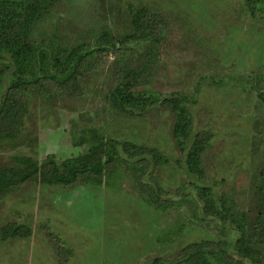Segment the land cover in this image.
Returning a JSON list of instances; mask_svg holds the SVG:
<instances>
[{"label": "rangeland", "instance_id": "1", "mask_svg": "<svg viewBox=\"0 0 264 264\" xmlns=\"http://www.w3.org/2000/svg\"><path fill=\"white\" fill-rule=\"evenodd\" d=\"M141 8L167 19L156 41L130 39L132 14ZM44 10L27 32L39 50L95 52L81 65L73 94L28 93L19 137L0 141V165L15 164L16 156L42 162L49 154L61 162L86 151L88 139L79 142L95 129L157 148L167 162L149 156L151 165L132 171L124 160L137 156L119 145L122 159L101 185L32 181L3 194L0 230L18 224L30 232L0 236V264H150L201 241H222L238 264H264V19L253 17L244 0H53ZM9 64L3 54L0 104L13 77ZM126 68L137 78L135 88L154 100L145 109L110 103L114 80ZM174 97L192 117L183 150L167 101ZM198 133L208 135L201 177L186 164ZM201 186L212 188L219 207L225 198L245 214L242 225L256 239L261 262L236 253L238 229L204 211Z\"/></svg>", "mask_w": 264, "mask_h": 264}, {"label": "trees", "instance_id": "2", "mask_svg": "<svg viewBox=\"0 0 264 264\" xmlns=\"http://www.w3.org/2000/svg\"><path fill=\"white\" fill-rule=\"evenodd\" d=\"M244 1L246 9L253 17L260 16L264 19V0ZM52 2L53 0H0V58L3 54L8 56L12 65L9 64L7 69L11 70L13 75L0 104V141L19 137L28 109L26 97L30 91L40 88L39 91H45L42 93L44 97L73 94L69 89L76 87L74 85L78 80L77 74L80 73L81 65L95 52L93 49L83 54V48L79 47L52 55L45 50H39L35 43L28 39L30 26ZM166 20L163 15L148 12L145 8L137 10L132 14L133 31L130 39L139 41L152 37L155 41L158 40V36L163 35ZM5 72L6 70L0 69V89ZM136 79L130 69L120 70L119 77L114 80L109 93L113 107L121 110L145 109L148 104L153 103L149 93L135 88ZM51 83L55 84V88L45 89ZM167 101L171 103L170 109L177 117L173 131L178 146L183 150V140L190 135L192 117L181 99L174 97ZM196 136L186 150V164L191 173L201 177L205 176L203 157L207 149L208 135L198 133ZM87 139L86 151L61 162H57L55 156L49 154L42 162L30 156H16L15 164L0 165V196L32 181L60 185H101L112 176V171L107 174L109 167L122 159L119 145L123 146L130 156H137L134 160H124L132 171L141 172L146 164L151 165L149 156L152 157L153 163L167 162L164 154L157 148L147 150L146 147L131 142H119L107 138L96 129L91 130L89 137L79 142L82 143L80 145ZM198 191L206 213L231 220L238 229L240 237L232 244L236 253L250 258L255 263L261 262V258L255 257L256 239L242 225V222H246V216L237 210L236 203L223 198L219 207L213 198L211 187L201 186ZM29 232L30 229L26 226L9 224L1 228L0 236L3 239L22 237L27 236ZM258 240L261 241L260 238ZM221 243L223 242H192L181 248L172 258L156 257L150 264H238V259L237 263L234 262V256Z\"/></svg>", "mask_w": 264, "mask_h": 264}]
</instances>
